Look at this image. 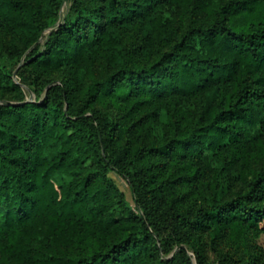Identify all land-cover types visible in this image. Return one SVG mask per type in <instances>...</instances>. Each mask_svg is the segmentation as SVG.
I'll return each instance as SVG.
<instances>
[{
    "label": "trees",
    "instance_id": "obj_1",
    "mask_svg": "<svg viewBox=\"0 0 264 264\" xmlns=\"http://www.w3.org/2000/svg\"><path fill=\"white\" fill-rule=\"evenodd\" d=\"M61 4L0 0V264H264V0Z\"/></svg>",
    "mask_w": 264,
    "mask_h": 264
},
{
    "label": "rangeland",
    "instance_id": "obj_2",
    "mask_svg": "<svg viewBox=\"0 0 264 264\" xmlns=\"http://www.w3.org/2000/svg\"><path fill=\"white\" fill-rule=\"evenodd\" d=\"M69 6H70V0H62V4H61L59 12H58L57 22L54 25H52L51 27L46 28L42 32L40 38L37 41V43L40 44L42 47H43V44H44L48 34L52 30L56 29V27L59 25V23L63 22L64 18L66 17V15L68 13ZM27 53H28V51L25 52L19 59V58L13 57V55L5 54V52L0 48V63L2 65H4L7 68V70L11 71L14 74L13 79L17 82H18V76H17L16 72H17L18 68L22 65L24 57ZM25 91H26L27 99H31V100L36 99V96L33 94V92H31L27 88H25ZM109 176L112 179V181L114 182V184L124 193L126 199L129 201L131 206L135 207V203L133 201V190L131 189L128 181L114 171L109 172ZM256 241L258 244H260L264 247V235H261L259 238H257ZM182 247H185V246L182 245ZM189 255H191L192 261L195 264V259H194V256L192 255V251H189ZM207 257L209 258L210 263L215 262L216 252L210 246L207 247Z\"/></svg>",
    "mask_w": 264,
    "mask_h": 264
},
{
    "label": "water",
    "instance_id": "obj_3",
    "mask_svg": "<svg viewBox=\"0 0 264 264\" xmlns=\"http://www.w3.org/2000/svg\"><path fill=\"white\" fill-rule=\"evenodd\" d=\"M60 24V23H59Z\"/></svg>",
    "mask_w": 264,
    "mask_h": 264
}]
</instances>
